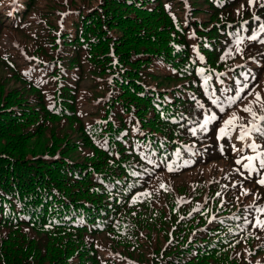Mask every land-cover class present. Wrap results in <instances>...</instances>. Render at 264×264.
I'll list each match as a JSON object with an SVG mask.
<instances>
[{
  "label": "trees",
  "instance_id": "trees-1",
  "mask_svg": "<svg viewBox=\"0 0 264 264\" xmlns=\"http://www.w3.org/2000/svg\"><path fill=\"white\" fill-rule=\"evenodd\" d=\"M24 5L0 9V264H264V138L234 141L264 125V0Z\"/></svg>",
  "mask_w": 264,
  "mask_h": 264
},
{
  "label": "snow or ice",
  "instance_id": "snow-or-ice-1",
  "mask_svg": "<svg viewBox=\"0 0 264 264\" xmlns=\"http://www.w3.org/2000/svg\"><path fill=\"white\" fill-rule=\"evenodd\" d=\"M252 38L255 39L256 37H252ZM258 99H259V97H258ZM244 111L251 113L253 115V117L256 116V113L252 111V108L250 106L245 107ZM212 119H216V117L214 115L211 116V117H206L204 119V123L201 125V128H204L208 123H210V121ZM238 119H241V118L236 116V114H232V116L228 120H226L224 122L225 123V127H222L220 129L221 136L226 134V130L228 129V126H233L234 127L235 126V121L238 120ZM259 119L264 121V116H261ZM253 131H255V133H257L262 138H264V125H253L252 128H247L246 126H241V135L239 136V139L240 140H245L246 138H249ZM193 132H195V129H193ZM247 146L250 147V148L257 147V145L255 144L254 141L250 142ZM234 148H235V146H234ZM235 150L239 151V149H235ZM245 159H247L249 161V163L244 164V167L248 168V167L251 166V161L254 160L255 157H246ZM236 162L239 164L242 161L241 160H237ZM260 164H261V167H264V160H261ZM258 183L264 185V178L260 179L258 181ZM262 211H264V209H262ZM256 223H257V226L264 227V221L257 220Z\"/></svg>",
  "mask_w": 264,
  "mask_h": 264
},
{
  "label": "rangeland",
  "instance_id": "rangeland-1",
  "mask_svg": "<svg viewBox=\"0 0 264 264\" xmlns=\"http://www.w3.org/2000/svg\"><path fill=\"white\" fill-rule=\"evenodd\" d=\"M24 1L25 0H2L0 2V9L3 10L5 13H9L10 10H12L13 8H17L18 10H22L25 8V5H24ZM15 3V4H14ZM10 39L9 37H4V42H9ZM241 134H238L236 137H235V140L236 142H240L241 140L239 139V136Z\"/></svg>",
  "mask_w": 264,
  "mask_h": 264
}]
</instances>
